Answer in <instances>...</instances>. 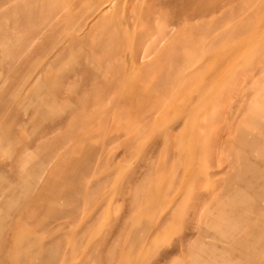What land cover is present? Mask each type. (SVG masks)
Returning <instances> with one entry per match:
<instances>
[{"label":"rangeland","instance_id":"1","mask_svg":"<svg viewBox=\"0 0 264 264\" xmlns=\"http://www.w3.org/2000/svg\"><path fill=\"white\" fill-rule=\"evenodd\" d=\"M72 36L77 41L70 49L71 60H63L60 66L75 76L56 83L70 88L71 106L61 123L49 129L46 125L44 141L39 139L44 126L34 132L28 150L39 157L54 141L61 140L49 162L51 167L74 143H83L78 136L86 134L87 143L97 145L112 139L109 144L112 157L109 167L100 161L83 177L87 186L79 198L75 216L60 222L67 235L60 233L53 240L65 248L55 264H129L132 259H137V264H167L188 260V256L179 252L168 257L162 255L179 242V229L168 228L142 254L133 252L128 238L132 220L125 217V204L143 201L159 204L163 201L162 195H167L165 189L173 186L176 172L184 167L181 159L186 140L183 142L174 136V156L179 159L171 162V182H150L149 185L151 170L170 171L167 162L161 160L165 141L160 138L156 142L149 127L145 129L139 138L145 137L144 161H141L138 139L124 149L115 139L129 113L122 103H137L142 95L139 83L152 76H159L163 105H182L184 98L193 101L195 87H199L203 96H197V102L210 97L212 103L221 105L220 110L238 105L239 111L235 109L233 116L239 118V127L236 123L233 131L224 128L228 119L206 121L203 126L210 131L203 139V149L205 144V153L211 152L212 156V160L204 163H208L210 181L223 180L226 175L223 187L217 192H208L207 200L201 203L194 197L193 202L200 204L198 208L188 210L190 216L187 210L180 216L188 218L192 233L209 234V248L224 255L231 253L235 246L233 239L241 235L257 238L256 249L263 247L264 160L255 159L264 158V128L258 129L259 125L264 126V0H0V88L9 85L16 68L26 62L34 66L45 63L49 48L62 47ZM47 39L51 41L49 46L40 50ZM81 53L87 58L85 61L79 56ZM139 54L141 57L132 61ZM95 67L100 72H94ZM167 87H170V96L164 89ZM128 93L135 94L136 99L126 97ZM147 100L159 101L145 96L144 101ZM148 107L142 106L139 115H146ZM167 114L170 113H161L159 105L149 116L156 120L159 116L162 121ZM22 120L13 115L5 122L6 126H0V162L17 149L4 141L7 126L13 122V131L28 134L29 125ZM252 120L257 124L255 128L248 123ZM196 127L178 125L174 131L188 132ZM219 127L224 128L222 139H228L230 151L220 149L223 145L215 147L213 134ZM189 157H193L192 153ZM60 172L57 169L52 174L47 187L70 186ZM128 177L131 178L129 187ZM206 188L211 189L213 185ZM153 189L164 191L153 195ZM184 196L177 193L175 199L184 204ZM26 205L15 204L11 219L18 216L21 222L25 220ZM41 212L38 214L42 215ZM34 237L47 240L48 234L37 231ZM192 238L189 235L183 239L191 241ZM29 242L16 253L28 251ZM252 248L253 244L241 247L244 251ZM13 257L18 259L16 254Z\"/></svg>","mask_w":264,"mask_h":264},{"label":"crops","instance_id":"2","mask_svg":"<svg viewBox=\"0 0 264 264\" xmlns=\"http://www.w3.org/2000/svg\"><path fill=\"white\" fill-rule=\"evenodd\" d=\"M76 41V37L72 36L62 47L52 49L54 48V45H52L46 52L50 58L48 57L44 61L45 63L36 66L27 62L24 63L15 69L8 83L9 85L4 89L0 88V110L3 111L0 115V126H6L5 122L13 115L22 117V121L29 125L28 134L21 135L13 131L11 128L12 122L11 125L7 126L8 131L4 140L6 144H12L17 149L16 155H8L4 162H0V264L57 263L60 259V253L65 248H60L53 240L60 233L61 236L67 235L65 231H62V223L60 224V222L64 219L70 220L75 216L78 210L79 198L85 193L87 186L83 177L88 176L99 165L100 161L105 162V167L111 162L112 156L109 155V144L112 139L103 140L100 145H97L95 143H87L89 136L86 134L78 136L83 143H74L67 152L59 156V159L51 167H48L49 162L52 156L55 155L56 147H58L61 140L54 141L49 150L40 152L39 157H35V154L28 150L33 142L34 132L44 126V132L41 133L42 136L39 138L44 141L47 131L44 128L49 126L47 128L49 129L51 126L61 123L66 117V110L71 106L70 88L62 87L61 84L60 87L57 84L65 78L75 76L74 73L64 70L60 65L63 60L66 62L71 60L70 49ZM50 42V39L45 40L40 50L47 48ZM79 56L84 61L87 59L82 53ZM140 57L141 54L138 57L133 56L132 61ZM53 69L56 70L54 71ZM92 70L96 73L100 72L97 67L92 68ZM142 81L144 79L141 80V83ZM141 83L138 86L139 91L142 92L141 97L138 98L139 101L137 103L135 101L133 104H129L128 101L122 103L124 109L128 107L129 113L125 115L126 124H124V128L123 125L120 126L118 128L120 133L115 136L119 147L124 149L125 146H129L134 140L137 142L136 139H138L137 144L140 145L141 143V153L138 158L141 157V161H144L145 137L142 140L139 138L140 134L145 133V129L149 127L151 137L156 142L160 138L165 141V153L161 160L166 161L167 168L172 169L173 164L171 162L173 160L176 161L178 158L174 156L176 153L174 136L183 142L184 139L186 141L184 144V158L181 159L184 167L176 172L173 186L165 189L167 195H162L163 201L159 202L158 205H155L153 201L147 202L148 204H144V201L142 204H125L127 209L125 217L132 220L128 238H131V249L133 252L142 254L156 239L166 234L168 228L173 230L178 228L180 230L179 242L172 245L162 255L163 257H168L173 252H179L181 255L188 256V260L185 262L174 260L167 264H264V244L263 247L261 246L263 249H260L261 247L256 249V243L254 242L257 241V238H244L245 236L241 235L239 238L233 239L235 246H232L231 253L224 255L221 253L222 251L209 248V234L196 235L195 232L192 233L191 224L187 222L188 218L185 219L180 216L186 210L189 215L190 210L198 208V203L207 200L208 192H217L223 187L226 175L223 180L210 181L209 166L207 165L208 163H204L212 160V156L211 152L205 153V144L203 149V139L210 134V131L205 130L203 126H205L206 121L228 119V121L224 122V128L233 131L236 123H238L239 127V122H237L240 121L239 118L233 116L235 109L237 112L239 111L238 105L229 106L228 110H220L218 108L221 105L212 103L210 97L206 99V103H204L202 98L201 101L197 102L196 97L191 102L184 98V103L182 105L177 103L178 106H176V103L163 105L160 103L161 96L163 97L164 94H161L159 76H152L143 84ZM125 96L136 99L135 94L128 93ZM145 96L154 97V100L159 99V101L157 103L149 100L144 101ZM168 96H170L169 91ZM159 105L162 114L166 112L173 115L162 121H160L159 116L156 117L159 120H156L155 117L151 119L149 115H151V112L156 111ZM142 106L143 108L149 106L147 108L148 113L140 116L139 113L142 112ZM113 118L116 119V116ZM144 121L145 123L142 125ZM248 123L249 125L252 124L253 128L257 125L254 120ZM178 125L197 127L192 130L189 129L190 131L188 132L179 131L175 133L174 129ZM224 128L219 127L218 131L213 134L215 147L223 145L220 149L230 151L231 147L228 148L227 145L229 142H226L228 139H222ZM263 128L264 126L260 125L258 127V129ZM131 129H137V131H131ZM260 134L259 136H261ZM262 134L264 136V133ZM1 145L2 141L0 140ZM191 153L193 157L190 158ZM189 160L191 165H188L189 169L187 171ZM255 160L262 162L264 158ZM57 169H61L62 174L60 172V176L66 179L70 184L69 187L63 189L47 187L49 178L53 173L57 172ZM171 169L166 173L163 170L160 172V169L151 170L149 185L150 182L154 184L157 182L170 183V177H172ZM183 172L185 173L182 175ZM130 181L131 178L128 177L126 179L128 187L130 186ZM209 184L213 185V188H206ZM163 191V189H153L154 193L162 194L161 192ZM177 193L185 194L184 204L181 203V200L177 202V199H175V194ZM194 197L198 200V203L195 202L196 204L192 202ZM175 202L178 204L176 205ZM15 204H28L25 206L28 214L22 222L18 216L14 220L11 219V210L15 207ZM129 209L134 211L129 212ZM25 210L20 213H24ZM41 210L42 215H39L38 211L40 212ZM43 230L48 234L47 240L34 239L37 231ZM189 235L193 236L192 240L184 241L183 238ZM29 240L28 246H30V249L16 253V250L21 246H26ZM219 241L223 242V240ZM252 244L253 248L248 251L241 249L242 246L249 247ZM200 246L202 250L198 249ZM15 254L18 256L17 260L13 257ZM121 259L124 260L125 257ZM136 261L137 259H132L129 264H137Z\"/></svg>","mask_w":264,"mask_h":264},{"label":"bare ground","instance_id":"3","mask_svg":"<svg viewBox=\"0 0 264 264\" xmlns=\"http://www.w3.org/2000/svg\"><path fill=\"white\" fill-rule=\"evenodd\" d=\"M155 87V86H154ZM166 91H168V89H170V87H167V88H164ZM154 93V92H153ZM192 94H194L195 95V97H197V95L198 96H201L202 98H203V96L201 95V92L199 91V87H195V90H193V93ZM168 95V94H167ZM204 100V99H203ZM192 101V100H191ZM204 103H206V99L204 100ZM203 105V104H202ZM202 105H201V107H202ZM177 106V105H176ZM198 108V107H197ZM203 108V107H202ZM202 110V109H201ZM177 111V110H176ZM196 111V110H195ZM190 112V111H189ZM199 112V111H198ZM194 113V112H193ZM190 114V113H189ZM166 116V115H165ZM168 116H170V114H167V116H166V118H165V120L166 119H168L167 117ZM143 118V117H142ZM143 120V119H142ZM159 120V119H158ZM161 120V119H160ZM190 183V182H189ZM188 185V184H187ZM188 193V192H187ZM153 195H157V193L155 192V193H153ZM160 195V194H159ZM158 195V196H159ZM158 200V199H157ZM160 200V199H159ZM194 200H192V202H193ZM148 202V201H147ZM158 203V202H157ZM155 205H158V204H155ZM177 205V204H176ZM198 205H200V204H198ZM181 206V205H180ZM154 208V207H153ZM176 208V207H175ZM153 210V209H152ZM196 209L194 208V211H195ZM174 213V212H173ZM138 214V213H137ZM178 220V219H177ZM262 220L264 221V217L262 218ZM263 224H264V222H263ZM178 227V226H177ZM178 229V228H177ZM159 231V230H158ZM145 232V231H144ZM161 232V231H160ZM145 234V233H144ZM149 237V236H148ZM147 237V238H148ZM147 238H146V240H147ZM183 246H185V245H183ZM182 246V247H183ZM199 248V247H198ZM200 248H201V250H202V247L200 246ZM194 249H196L195 247H194Z\"/></svg>","mask_w":264,"mask_h":264}]
</instances>
